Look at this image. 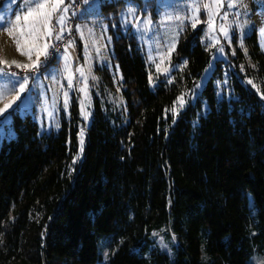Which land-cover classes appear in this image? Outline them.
I'll return each instance as SVG.
<instances>
[{"label": "trees", "instance_id": "trees-1", "mask_svg": "<svg viewBox=\"0 0 264 264\" xmlns=\"http://www.w3.org/2000/svg\"><path fill=\"white\" fill-rule=\"evenodd\" d=\"M128 1L100 0L99 9L116 21ZM112 28L125 104L95 97L82 152L76 102L58 131H41L31 113H6L0 264H255L254 255L264 257V52L256 32L246 38L251 64L241 50L237 60L260 92L232 71V93L218 97L219 60L192 99L213 54L202 43L204 24L184 26L173 81L160 76L154 90L136 36ZM181 93L186 102L174 114ZM159 232L171 253L156 242Z\"/></svg>", "mask_w": 264, "mask_h": 264}, {"label": "rangeland", "instance_id": "rangeland-1", "mask_svg": "<svg viewBox=\"0 0 264 264\" xmlns=\"http://www.w3.org/2000/svg\"><path fill=\"white\" fill-rule=\"evenodd\" d=\"M166 2L171 4L172 7H158L161 0H155L153 3L149 0H130L119 12L116 21H113L112 14L108 15L106 12H100L99 1H89V3L85 4L79 11L76 23V26H81V31L84 33L83 38L75 27L77 41L80 43H78L80 45L79 49L78 44L75 47L68 49V52L71 54L72 71L74 74L73 87L71 89L68 88L66 79L67 74L64 72L63 51L58 55L54 64L39 72V85L34 86L35 82L30 78L29 88L31 91L21 94L22 101L14 103L12 107L9 108L2 116L6 115V113L10 110L18 109L21 115L31 113L37 120L41 131H58L61 128L63 117H70L73 103L76 102L82 119L81 129L84 130V128L91 122L95 97H98L104 104L109 103L112 105L115 103L114 97L117 96L119 101L117 100L116 103H118L119 106H123L125 104V99L120 85L122 76L117 68V63L112 58L113 49L110 29L112 27V29H115L117 25L120 26V29L124 33H133L136 36L147 62L149 77H152L151 81L149 79L150 88L153 90L156 89L160 82V76H162L167 82H172L173 71L179 68L178 66L172 64V56L177 49L180 33L183 31L186 24L191 25V21L186 19L181 25L179 21L176 20H172L170 22L164 21L163 16L165 12H170L173 15L180 16L190 15L189 6L191 5L192 0H166ZM200 2L201 4L211 3L212 0H200ZM65 3L68 4L67 0H65ZM0 5H4L3 9H0V11L6 13L11 19H14L12 13L22 15L19 7L22 6V0H14V2L13 0H0ZM226 5L227 0H225V7L221 9V14L224 11H228V19L226 21L219 17L216 19L215 23L217 25V31L214 34H210L207 24L203 23V21L207 20L206 12L201 10L199 14L201 23L197 26L204 24L202 43L208 49L212 50L213 54L208 66L206 67L207 72L205 69L191 94L192 99L201 94L203 88L207 84L213 72L216 70L217 62L219 60H221V64L223 65V72L222 77L216 81L218 97H221L223 94L230 95L232 93V88L229 85L232 71L237 73L241 77V80L246 84H248V80H253L249 76H242L245 72V67L241 60H237V52L238 50H241L245 54L246 49L247 54L245 55L248 58L247 63L251 64L246 38L254 31L257 34L259 46L262 52H264V48L261 47L262 43H264V36L260 33V29L264 28V0H240L237 7L232 9H228ZM130 6L137 9L136 15L140 17L141 27L143 26L144 18L149 14L151 15L153 24L150 32L142 35L136 28L132 27L131 24L125 28L122 24L121 14L126 13V10ZM238 11L240 15L237 17L236 13ZM69 14L70 10L68 16ZM132 23H135V17L132 18ZM221 23H224L229 27L228 38H225L218 30V26ZM21 24H23V20L21 21ZM105 26H107L106 29ZM175 32H179L176 49L171 53L170 58H168L167 46L173 39ZM213 36L219 39V44L220 46H223L224 53H219L217 47H213ZM108 37H111L110 42ZM93 40L97 41L95 45L92 43ZM97 48H99V52H97ZM233 51L235 54H233ZM161 54H164L165 56L163 63H161ZM149 55L154 58L155 62L149 60ZM86 57L88 58V63H86ZM33 58H35V56H33ZM0 60H16L20 63H29L28 58L21 55V53L17 51L13 37L8 35L4 28H0ZM156 64H160L161 69L167 68L168 71L158 72ZM13 67H15V65H12L11 68ZM77 67H84L85 74L88 75L87 98L85 97V94L80 91V88L83 87L84 81L80 74L75 72ZM105 69H108L111 75H113V88L104 83L103 75L104 72H106ZM92 76H95L96 79L93 80L91 78ZM56 81L59 83H56ZM61 85L63 88H61ZM18 88L19 83L15 82V78L10 79L7 76H0V91L4 92V95L0 96V108H3L4 104L8 103V101L12 99L15 95L16 89ZM64 91L68 92L67 109L63 107ZM45 97H47L48 111L53 113L52 117H49L47 112L43 110ZM81 101L84 102L85 109L90 113L87 119L81 115ZM54 102L55 106H53ZM9 120V115H6L2 120L4 121V124L3 126H0L1 136L5 133ZM57 124H59V127H56ZM102 241H100L99 251L100 253H103L104 251V257L106 258L108 250L105 246H103ZM156 242L163 251L171 253V247L165 241L161 232L156 234ZM253 260L255 264H264V257L258 254L253 256Z\"/></svg>", "mask_w": 264, "mask_h": 264}, {"label": "snow or ice", "instance_id": "snow-or-ice-1", "mask_svg": "<svg viewBox=\"0 0 264 264\" xmlns=\"http://www.w3.org/2000/svg\"><path fill=\"white\" fill-rule=\"evenodd\" d=\"M14 2V0H13ZM84 3H89V0H83ZM240 3V0H227V8L232 9L237 7ZM4 5H0V9H3ZM20 7L21 14L12 13L14 19L9 18V16L0 11V28H4L8 35L12 36L14 42L16 44L17 51L28 58L29 63H20L19 61L12 60H0V76H7L10 79L15 78V82L19 83V88L16 89L15 95L12 97L8 103L4 104L3 108H0V116H2L9 108L12 107L14 103L17 101H22L21 94L25 92H30L29 88V80L33 79L35 85H39V72L40 68L43 64L48 62L49 56L52 55L50 49L55 50L56 45L51 41L56 40L60 41L64 39V33L71 32V28L67 25L68 13L70 8H72V4H66L65 0H22V6ZM158 7H172L171 4H168L166 0H161L160 5ZM225 7V0H212L211 3H203L201 4L200 0H192L191 5L189 6L190 15L188 16H180L173 15L170 12H165L163 16V20L170 22L172 20L179 21L182 25L184 20L191 21L192 28H196L199 23H201L199 19V14L201 10H204L207 15V20L203 21V23L207 24V28L210 34H214L217 31V25L215 23L216 19L219 17L223 20H227L229 16L228 11H224L221 14V9ZM137 9L135 7H129L126 10V13H122V24L127 28L129 24L132 27L136 28L139 33L142 35L150 32L153 21L151 20V15L149 14L143 20V26L141 27L140 17L136 15ZM75 11L72 12V15H75ZM240 15L239 11L236 13L238 17ZM135 17V23H132V18ZM23 20V24L21 21ZM238 23V21H237ZM77 31L80 32L81 37L83 38L84 33L81 31V26H76ZM107 26H105V29ZM182 30V28H181ZM218 30L223 34L225 38L229 37V27L224 23L219 24ZM91 31V30H89ZM260 33L264 36V28L260 29ZM179 36V32H175L173 39L167 46V57L170 58L171 53L175 51L177 38ZM214 38L213 47H217L219 53H224L223 46H220L219 39ZM103 39V37H102ZM109 42L111 41V37H108ZM230 42V41H229ZM93 45L97 43L96 40L92 41ZM242 46V43H241ZM74 47V41L69 40L67 44L64 46V72L67 74V84L68 88L71 89L73 87V71L71 64V54L68 52L69 48ZM264 48V43L261 45ZM99 52V48L96 49ZM233 54L235 52L233 51ZM245 54H247V50L245 49ZM35 56V58H33ZM165 59L164 54H161V63H163ZM215 59V57H214ZM149 60L155 62L154 58L149 55ZM88 58L86 57V63H88ZM12 65H15L18 69H24L31 73V77L29 75H25L20 77L17 73L11 72L10 69ZM187 65V61L184 62L182 67ZM254 67V66H253ZM118 68V66H117ZM157 71L167 72L168 69H161L160 64H156ZM207 72V69L205 70ZM76 73H79L83 78L84 84L83 87L80 88V91L85 94L87 98L88 94V75L85 74L84 67H77L75 69ZM90 72V69H89ZM93 80L96 79L95 76L91 77ZM122 78V77H121ZM55 79V78H53ZM150 81L152 77H149ZM22 81V82H21ZM56 83H59L56 81ZM171 83V81H169ZM248 83L251 84L254 88H256L257 92H260V88L253 80H248ZM61 88L63 86L61 85ZM4 92L0 91V96H3ZM185 93H181L180 96L177 97L176 101L173 103V107L170 109L174 114L178 112L179 108H183L185 104ZM64 101L63 107L65 109L68 108V92H63ZM261 98L264 99V93H261ZM55 106V102L53 104ZM19 107V105H18ZM43 110L47 112L49 117L53 116L51 111H48L47 108V97H45V104L43 106ZM81 115L84 116L85 119L88 118L90 113L85 109L84 102L81 101ZM4 121H0V126H3ZM59 127V124L56 125ZM79 142L81 145L80 151H83V143H84V130L81 129L79 133ZM78 158V157H77ZM75 163V159L73 161ZM156 235V233H153Z\"/></svg>", "mask_w": 264, "mask_h": 264}, {"label": "built area", "instance_id": "built-area-1", "mask_svg": "<svg viewBox=\"0 0 264 264\" xmlns=\"http://www.w3.org/2000/svg\"><path fill=\"white\" fill-rule=\"evenodd\" d=\"M89 1H100V0H89ZM70 4H72V11H75V13H78L79 10L82 8V6L85 4L83 2V0H70ZM75 17L73 18H69L67 20V25L71 28V32H65L64 35V39L60 40V41H56V40H52V43L56 45L55 50L50 49V51L52 52V55L49 56L48 58V62H46L45 64H43L40 68V71L44 68H46L48 65H50L52 62H54L56 60V58L58 57V55L60 53H62L64 51V46L67 44V42L69 40L74 41V46L77 44L76 42V30H75ZM11 72H15L17 73L20 77H23L25 75H29L31 76L32 74L29 73L28 71L24 70V69H18V68H11L10 69Z\"/></svg>", "mask_w": 264, "mask_h": 264}]
</instances>
